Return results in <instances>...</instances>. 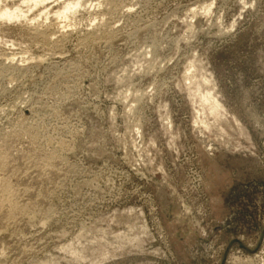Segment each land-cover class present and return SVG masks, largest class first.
Returning a JSON list of instances; mask_svg holds the SVG:
<instances>
[{
	"label": "rangeland",
	"instance_id": "374dc122",
	"mask_svg": "<svg viewBox=\"0 0 264 264\" xmlns=\"http://www.w3.org/2000/svg\"><path fill=\"white\" fill-rule=\"evenodd\" d=\"M35 1L0 0V264H264V0Z\"/></svg>",
	"mask_w": 264,
	"mask_h": 264
},
{
	"label": "bare ground",
	"instance_id": "6f19581e",
	"mask_svg": "<svg viewBox=\"0 0 264 264\" xmlns=\"http://www.w3.org/2000/svg\"><path fill=\"white\" fill-rule=\"evenodd\" d=\"M37 1V0H36ZM35 1V2H36ZM80 3V2H79ZM100 4V3H99ZM68 5V4H67ZM66 5V6H67ZM98 5V4H97ZM84 6V5H83ZM89 11H90V9H89ZM89 11H87V13L89 12ZM3 16H6L7 15V12H2L1 13ZM57 15H61L62 14V12H59V13H56ZM95 20H96V18H95ZM29 21V20H28ZM32 21H34V19H31V22ZM93 22H94V20H93ZM37 24V23H36ZM41 24V23H40ZM96 24H98V23H96ZM103 24H105L104 22H103ZM102 26V25H101ZM39 28V27H38ZM56 28V27H55ZM34 29V30H33ZM32 30L34 31V32H32V34H35L36 36H44L45 34L43 33V32H41V31H39L38 29H37V27L36 28H33ZM47 30V29H46ZM29 32V31H28ZM64 32V31H63ZM27 33V32H26ZM19 34V33H18ZM17 34V35H18ZM28 34V33H27ZM30 34V33H29ZM29 34H28V36H29ZM57 34V33H56ZM31 35V34H30ZM19 36V35H18ZM33 36V35H32ZM21 37V35L19 36V37H17V38H20ZM23 37V36H22ZM47 37V36H46ZM65 37V36H64ZM34 38V37H33ZM36 38V37H35ZM42 38V37H41ZM44 38H45V36H44ZM25 39V38H24ZM29 39H31V37H29ZM45 39H47V38H45ZM17 40V39H16ZM20 41L22 40V39H19ZM31 40H33V39H31ZM105 40V39H104ZM24 41V40H23ZM18 42V41H17ZM57 43V42H56ZM104 43V42H103ZM16 46V45H15ZM27 52V51H26ZM50 52V51H49ZM22 53V52H21ZM30 59V58H29ZM69 63V62H68ZM65 67V66H64ZM202 103H204V102H201V104ZM205 107V106H204ZM218 112H220L219 111V109L217 108V107H215V106H211V108H210V111H209V113L210 114H218ZM35 113V112H34ZM208 113V114H209ZM208 114L206 115V116H208ZM210 114H209V116H210ZM213 115H211V117H214L215 118V120H216V117L215 116H213ZM214 118H212L213 120H214ZM208 119H210V118H208ZM212 119L210 120V122L212 121ZM199 121V120H198ZM201 121V120H200ZM199 121V123H202V122H204V121H201L200 122ZM213 123H215V122H213ZM216 124H218V122H216ZM215 124V125H216ZM196 125V124H195ZM206 125V124H205ZM204 125V126H205ZM217 128L219 127L218 125L216 126ZM204 128V127H203ZM220 128V127H219ZM228 128H230V127H228ZM216 129V128H215ZM22 132V131H21ZM15 133V132H14ZM13 133V134H14ZM18 133H20V131L18 132ZM17 133V134H18ZM26 133V132H25ZM24 133V134H25ZM225 133V132H224ZM11 134V133H10ZM9 134V135H10ZM16 134V135H17ZM20 134H22V133H20ZM219 134L220 135H223L222 134V132L220 133L219 132ZM219 134H218V136H219ZM19 135V134H18ZM17 135V136H18ZM28 135V134H27ZM26 135V136H27ZM11 136V135H10ZM14 136V135H13ZM12 137V136H11ZM216 137H217V134H216ZM222 137V136H221ZM227 137V136H226ZM7 138H10L9 136L7 137ZM13 138H15V136L13 137ZM17 138V137H16ZM199 138V137H198ZM220 138V137H219ZM223 138V140L225 139V137L223 136L222 137ZM20 139H22V137L20 136V138H19V141H20ZM221 139V138H220ZM6 140H8L9 141V139H6ZM6 140H4L5 142H6ZM13 140H15V139H13ZM17 141H18V139H16ZM216 140H219L218 139V137H217V139ZM226 140V139H225ZM224 140V141H225ZM3 141V140H2ZM1 141V142H2ZM10 141H11V138H10ZM17 141H15L16 143H17ZM206 141V140H205ZM12 142V141H11ZM14 142V143H15ZM216 142H218V141H216ZM220 142V141H219ZM221 142H222V140H221ZM220 142V143H221ZM6 143H9V142H6ZM6 143H5V145H6ZM202 143V142H201ZM205 143V142H204ZM203 143V144H204ZM222 143H224V142H222ZM2 144H3V142H2ZM12 144H13V142H12ZM229 144V143H228ZM10 144H8L7 145V147L9 146ZM15 145V144H14ZM207 145H208V143H207ZM219 145V144H218ZM223 145V144H222ZM224 145H226V144H224ZM0 146H1V148H0V172H2V169L5 167V166H7V164H9V165H11L10 163H12V162H14V160L12 159L13 158V156H14V152H15V150L16 149H18V148H15V150H14V147H13V150H11V151H13V154H12V152L9 150V148H8V150H7V148H4V145H3V148L4 149H2V145L0 144ZM17 146V145H16ZM137 146V145H136ZM204 146V145H203ZM206 146V145H205ZM11 147H12V145H11ZM219 147V146H218ZM207 148V150H208V147H206ZM222 148V147H221ZM224 148V147H223ZM11 149V148H10ZM30 148H28V149H26L27 151L29 150ZM225 149V148H224ZM227 150V149H226ZM230 149H228L227 151H229ZM19 151V154H21L22 152L24 153V152H26V151H24V150H22L21 149V151L22 152H20V150H18ZM34 151V150H33ZM139 151V150H138ZM28 152H31V151H28ZM209 152V151H208ZM16 153L17 152H15V155H16ZM22 153V154H23ZM34 153V152H33ZM33 153L31 152V155H33ZM211 153V152H210ZM27 154V153H26ZM30 154V153H29ZM35 155H36V153H35ZM35 155H33V158L35 157ZM27 156V155H26ZM15 157V156H14ZM16 157H18V156H16ZM24 157H25V155H24ZM23 156H22V158H24ZM28 157L29 156H27V158L26 159H28ZM22 158H20V159H22ZM32 158V157H31ZM25 159V158H24ZM29 159H30V157H29ZM11 160H13L12 162H10ZM38 160H40V159H38ZM16 161H18V160H16ZM21 161H23V160H21ZM21 161H20V163H21ZM29 161H32L31 159L29 160ZM29 161L27 162L28 164H29ZM34 161V160H33ZM41 161V160H40ZM52 161V160H51ZM24 162H26V160L25 161H23V164H25ZM35 162V161H34ZM42 162H43V164H44V162L45 161H43L42 160ZM46 162H47V160H46ZM45 162V163H46ZM15 163V162H14ZM13 163V164H14ZM20 163H18V164H20ZM26 163V164H27ZM31 163V162H30ZM49 163H50V161H49ZM17 164V163H16ZM22 163H21V165H23ZM25 164V165H26ZM27 164V165H28ZM32 164L34 165V163L32 162ZM42 164V163H41ZM42 164V165H43ZM15 165V164H14ZM37 165V164H36ZM35 165V166H36ZM52 165V167H53V165L54 164H51ZM51 165L49 164L48 165V163H46V165H44V167L42 168L41 167V169H43V170H41L40 169V171H44L43 173H45V171H48L49 170V172L51 171ZM16 166V165H15ZM19 166V165H18ZM24 166V165H23ZM8 168H9V166H7ZM13 167V166H12ZM12 167H10V168H12ZM38 169H39V167L38 166H36ZM15 168V167H14ZM14 168H12V170L11 171H13V169ZM19 168H21V167H19ZM35 167H33V169H34ZM7 169V168H6ZM17 170H19L18 168H16ZM22 169V168H21ZM5 170V169H4ZM3 170V171H4ZM7 170H9V169H7ZM16 170V172H18ZM52 170H54V169H52ZM10 171V170H9ZM20 171V170H19ZM37 171V170H36ZM35 171V172H36ZM15 172V173H16ZM34 172V173H35ZM4 172H2V174H3ZM9 173H12V172H9ZM14 173V172H13ZM26 173V172H25ZM38 173V172H37ZM51 173H53V172H51ZM1 174V173H0ZM2 174H1V177H3L2 176ZM5 174H6V172H5ZM28 174V173H27ZM46 174V173H45ZM56 174V173H55ZM57 174H58V170H57ZM9 175V174H8ZM8 175H7V177H8ZM10 175H12V174H10ZM9 175V176H10ZM53 175V174H52ZM14 176V175H13ZM38 176V175H37ZM4 177H6V175L4 176ZM33 177V176H32ZM19 178V177H18ZM36 180V179H35ZM53 180V179H52ZM37 182V181H36ZM12 183V182H11ZM14 183V182H13ZM22 183V182H21ZM18 184V183H17ZM166 184V183H165ZM12 185V184H11ZM10 185V182L8 181V179H5V178H0V211H2V208L5 206V204L9 207L8 209H9V214H8V217H9V215H10V217L12 218V219H14V218H16L17 216H20L21 217V214H23V212L25 213V212H27V211H29L28 209L30 208V206H28V205H25L26 203H24V202H26V201H21V202H23L24 203V205L22 204V205H19V203H21V202H19L18 203V201H16V200H14L13 199V196L14 195H16V194H14L15 192H14V189H13V187H15L14 185H13V187ZM168 185V184H167ZM17 186V185H16ZM44 187H45V185H44ZM169 187V186H168ZM17 188V187H16ZM15 188V189H16ZM17 189H19V188H17ZM19 191V190H18ZM34 191V190H33ZM17 192V191H16ZM40 192V191H39ZM18 194H19V192H17ZM23 194V193H22ZM33 194V193H32ZM17 196V195H16ZM20 196V195H19ZM26 196V195H25ZM31 196V195H30ZM15 197V196H14ZM31 198H32V196H31ZM17 199V198H16ZM25 199V198H24ZM33 199H35V198H33ZM18 200V199H17ZM19 200H20V197H19ZM31 200V199H30ZM36 201V200H35ZM34 201V202H35ZM30 201H28V203H29ZM33 202V200L30 202V204ZM35 204H36V202H35ZM4 205V206H3ZM33 205H34V203H33ZM1 206H3V207H1ZM32 206V205H31ZM39 206V205H38ZM6 207V206H5ZM4 207V208H5ZM32 208H34V206H32ZM35 208H37L36 206H35ZM6 209V208H5ZM7 209V210H8ZM37 209H41V208H37ZM37 209H35V210H37ZM6 211V210H5ZM4 211V212H5ZM32 211H34V210H32ZM31 211V212H32ZM40 211V210H39ZM42 211V210H41ZM40 211V212H41ZM4 214V213H3ZM3 217V216H2ZM5 217V216H4ZM9 217V218H10ZM20 217H17V218H19L20 219ZM5 218H7V217H5ZM4 220V219H3ZM2 220V221H3ZM8 220V218L5 220V221H7ZM9 220H11V219H9ZM13 222H14V220H12ZM11 221V222H12ZM17 221V219L15 220V222ZM9 222V221H8ZM20 223V222H19ZM3 224H7V223H3ZM8 224H10V223H8ZM1 225V224H0ZM2 226V225H1Z\"/></svg>",
	"mask_w": 264,
	"mask_h": 264
}]
</instances>
